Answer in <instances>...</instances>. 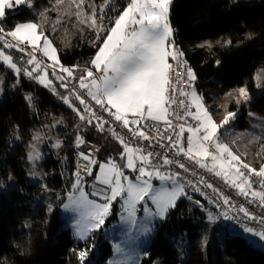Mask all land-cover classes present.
<instances>
[{
    "label": "snow or ice",
    "instance_id": "snow-or-ice-1",
    "mask_svg": "<svg viewBox=\"0 0 264 264\" xmlns=\"http://www.w3.org/2000/svg\"><path fill=\"white\" fill-rule=\"evenodd\" d=\"M110 4L111 0H104L100 7L88 0H52L48 7L38 12V19L15 23L11 30H6L5 20L11 11L23 6L30 14L35 13L39 0H0V62L13 70L16 77L26 75L53 90L56 88L53 80H59V87L68 93L61 99L77 113L79 119L99 133L107 132L108 137L121 146L118 156L109 155L103 160L96 155L101 149L95 145L87 154H78L81 162L77 164L71 191L66 197L68 203L63 204L66 211L75 214L76 238L88 241L91 233L104 228L113 215V205L119 210V221L127 225V236L131 241L148 234L151 231L149 225L154 220L167 219L171 211L177 210L182 198L206 211L209 221L214 222L220 217L236 220L237 217L227 210L216 215L200 199L194 200L192 193H199L217 209L235 207L230 196L224 195L203 177L197 178L195 170L177 159L181 156L237 189L240 195L250 198L251 203L259 202L264 208V165L259 169L252 167L220 141L219 130L234 120L236 113L227 112L224 119L217 123L203 96L196 92V74L191 67H184L187 61L182 59L184 53L177 46L175 30L170 23L172 0H129L105 29L97 21L107 16L104 9L110 10ZM49 13L56 14L55 21L48 19ZM73 17L95 32L93 46L97 48L89 66L78 78L74 76L73 68L60 63L51 33H46L42 24V21L48 20V26L55 30L57 23ZM41 44L43 55L53 61L51 65H42L34 54L40 50ZM5 49L26 54L25 62L33 66L31 70L18 67ZM170 59L177 69L183 68V77L174 70ZM50 69L52 79L48 78ZM57 69L66 76L59 75ZM69 78L76 83L70 86L66 82ZM255 79L259 87L260 75L256 74ZM173 83L177 85L175 89L172 88ZM185 83L188 89L183 87ZM79 89L85 90V94L81 95ZM239 93L247 102V90L241 88ZM85 96L99 108L92 107ZM177 96L188 98L189 106L185 108L184 99L178 100ZM71 97L83 105V109L76 107ZM26 99L32 102L30 96ZM177 103L179 111L173 109ZM189 118L194 123H188ZM148 121L163 122V130L158 125L150 126ZM185 133L189 134L186 138ZM75 142L79 147L85 140L77 134ZM59 146L57 141L56 147ZM156 148L165 151L159 152ZM27 158L35 163L41 159V153L34 147ZM186 174L194 179H189ZM253 176L258 178L256 186ZM85 177L92 179L91 191H86L89 185ZM153 181H157L158 185ZM44 187L47 188L46 185ZM203 188L211 189L213 195L205 193ZM138 213L143 216L139 225ZM239 213L257 224L256 228H242L254 238L249 240L250 245L264 247V215L254 214L243 205L239 206ZM91 247L78 252L80 264H84ZM115 251L124 255L126 260H110L108 264H127L134 259L125 252L121 243L115 244ZM135 259L138 264L139 254Z\"/></svg>",
    "mask_w": 264,
    "mask_h": 264
},
{
    "label": "trees",
    "instance_id": "trees-1",
    "mask_svg": "<svg viewBox=\"0 0 264 264\" xmlns=\"http://www.w3.org/2000/svg\"><path fill=\"white\" fill-rule=\"evenodd\" d=\"M51 2L39 0V5L45 8ZM88 2L97 7L104 4V0ZM128 2L111 0L110 10L104 9L105 29ZM33 19H38V14H30L21 6L6 17V30ZM170 23L177 46L196 74L195 88L214 120L219 123L227 112H235V119L229 122L235 138L248 131L256 134L242 158L259 169L264 165V123L261 129L253 130L258 121L249 113L264 116V81L259 80L257 87L255 79L264 72V0H172ZM50 37L65 67L77 63L88 66L97 51L93 46L95 33L78 36L67 46L62 45L57 33ZM7 53L22 69H29L20 53ZM0 81L5 88L0 99V264H80L78 252L92 245L84 264H107L113 245L103 228L93 232L88 241L75 239L65 227L60 209L75 178L77 134L90 143L103 144L102 160L118 156L121 146L114 139H106V132L99 133L79 119L61 99L68 93L59 87L60 81L53 82V90L26 75L16 77L3 62ZM241 88L247 90V102L240 97ZM29 96L31 103L26 99ZM71 99L83 109L74 97ZM50 130L63 143L46 150L38 179L30 174L25 155L34 135ZM117 211L115 207L114 217ZM207 219L206 213L181 199L177 210L171 211L165 222L157 223L153 240L144 250L147 255L143 254L139 264H264L263 249L251 246L242 234L222 242L216 226Z\"/></svg>",
    "mask_w": 264,
    "mask_h": 264
},
{
    "label": "rangeland",
    "instance_id": "rangeland-1",
    "mask_svg": "<svg viewBox=\"0 0 264 264\" xmlns=\"http://www.w3.org/2000/svg\"><path fill=\"white\" fill-rule=\"evenodd\" d=\"M42 1L43 0H41V2ZM43 9H44V7L39 5V7L37 9V12H35V13L38 14V12L39 11H43ZM27 11H29V10L27 9ZM48 19H50L52 21H55L56 20V14L55 13H49L48 14ZM97 23L102 24L103 27H104V24H103L102 20H98ZM42 24L44 26V30L46 31V33L48 31L52 35L53 34L56 35V33H57L58 38L60 39V41H61L63 46H67V45L71 44L73 42V40L76 37H78V36L80 37L82 35L84 36V35H87L89 33H95L87 24H81L79 21L76 20L75 17L71 18V20H67L66 22L65 21H61V22L57 23L56 26H55V30H52V28L48 26V20L42 21ZM53 46L57 49V47L54 44V42H53ZM42 47H43V45L41 44L40 50L35 52L37 60L40 61L42 63V65H51L53 63V61H51L50 59H48L47 57H45L43 55ZM5 51H6V53L7 52H12V51L18 52L16 50L7 51L6 49H5ZM20 54L23 57V59L27 60L26 54H24V53H20ZM57 55H58V58H59L58 49H57ZM169 62H170V60H169ZM76 65H78V63ZM81 65H79V67L83 66V65L82 66ZM28 66H29V70H31V68L33 67L32 65H28ZM18 67H20V66H18ZM57 72H58L59 75H62V76L66 75L63 72H60L59 69H57ZM259 75H260V82H263L264 81V72L259 73ZM48 78L52 79L51 69L49 70V77ZM54 81L55 80H53V82ZM41 85H43V84H41ZM195 90H196V92L198 94H200V92L196 88H195ZM4 95H5V88H4V83H2V84H0V99L3 98ZM254 118L258 122L255 125H252L253 126V130L261 129L263 127V123H264V116L261 115L260 113H254ZM55 126H57V125H55ZM54 128H55L54 130L56 132L57 128L56 127H54ZM51 132H52L51 130L49 132H47V133L37 132L34 135V138L31 141V143H30V145L28 147L27 153L25 155V161L29 165L30 174L32 176H36L38 179H40L41 176H40V174L37 171H38V168L40 166L39 165L40 161H41L42 157L44 156V153L46 152V150L49 149L50 147L57 149L58 148V147H56L57 141L60 142V145H61V143H63V139L58 137L56 133H54V132L51 133ZM233 133L234 132H233L232 125L229 123L227 125H224L219 130L218 136H219L220 141L222 143H226L232 149V151L235 154H237L235 152V150L239 151L240 152L239 154L241 155V159L245 163H247L246 160H244V158H242V156L246 155L251 148L249 146H246V145H248L252 139L255 140L257 136L255 137L256 134H253V133L248 131V132L243 133V134L240 133L239 136H237L235 138ZM237 139H239V142H238ZM246 141H248V142H246ZM34 147L36 149H38L39 152L41 153V159H39L38 161H35V163L33 161H30L27 158L29 153L33 151ZM239 154H237V155H239ZM208 162L210 163V161H208ZM153 183L158 185L157 181H153ZM87 184L89 185V187L86 188V191H91L92 189H91L90 185L92 184V182L91 183L87 182ZM97 187H99V185H97ZM66 203H68V200L66 201ZM115 207L117 208L116 205H113V211H114ZM117 210H118V208H117ZM118 213H119V210L117 211V216H115V217L113 215L110 216L109 218H111V220L110 221L109 220L106 221V224H105V226L103 228L104 233L106 235V238L113 245V255L108 260V262L110 260H126V257L124 255L118 254L115 251V244L116 243H121L122 247H124V249H125V252L134 257L133 260L127 261V264H137V261L135 259L137 254H139V260H138V264H139L140 261H141V258L143 257L145 248L148 247L150 245V243L152 242V240H153V236H154V233L156 231L157 223L165 222L168 219V217H167V219H164V220H160V219L154 220L149 225L150 228H151V231L148 234L139 236V238L136 239L135 241H131V240H128L127 225H124V224H122V222L119 221ZM113 214H114V212H113ZM60 215H61V217H62V219L64 221L65 227L69 228L73 238L77 239L76 236H75V227H74L75 214L66 211L63 208V206H62L61 209H60ZM112 217H114V218L112 219ZM138 217L139 218H138L137 223L139 225L140 223L143 222V216L138 213ZM207 221L209 223H211L212 225L216 226V229L218 231V237H219V239L222 242L228 236H232V235H235V234H242L248 240L254 239L253 237H250L249 234L243 232L242 229H239V228L231 225L230 223L216 222V221L212 222V221H209V219H207ZM167 238H169V237L167 236ZM78 240H80V239H78ZM257 247H259V248L264 250V247H261V246H257ZM108 262H107V264H108Z\"/></svg>",
    "mask_w": 264,
    "mask_h": 264
},
{
    "label": "built area",
    "instance_id": "built-area-1",
    "mask_svg": "<svg viewBox=\"0 0 264 264\" xmlns=\"http://www.w3.org/2000/svg\"><path fill=\"white\" fill-rule=\"evenodd\" d=\"M8 39H11L10 37ZM179 47V46H178ZM181 50L182 48L179 47ZM7 51H12V50H15V49H6ZM29 51H31L32 49L29 47L28 49ZM183 51V50H182ZM184 53V51H183ZM35 54V53H34ZM183 60L187 61V64L184 65V67H190V64H189V61L187 60L185 54L182 58ZM169 63H172L173 66H174V70L175 71H178L179 72V75L181 77L184 76V71H183V68H180V69H177L176 68V65H175V62L172 61L170 59V62ZM66 76V75H64ZM75 76V75H74ZM76 77V76H75ZM67 83H69V85H74L76 82L72 79H67L66 80ZM177 87V85L175 83L172 84V88L175 89ZM183 87L185 89H188V85L187 83H185L183 85ZM79 92L81 95H84L85 94V90L83 89H79ZM85 99L87 100V102L94 108H99V106L95 105V102L92 101L89 97H86L85 96ZM177 99H184V107L187 108L189 106V99L188 98H184V97H179L177 96ZM84 106L82 105V108ZM173 109L174 110H177L179 111L180 109V105L179 103H177L176 105H173ZM106 115V114H105ZM107 118V116H106ZM184 121H174V123H183ZM149 125L152 126V125H158L161 127V129L163 130V122H152V121H148ZM188 123H194L193 121H191V119L189 118L188 120ZM118 132L121 131V129L119 127H117L116 129ZM166 134H171V133H166ZM187 133H185L186 135ZM106 137H108V134L106 132ZM109 139H112L110 137H108ZM145 144H147V142H144ZM92 145H95L97 148H100L101 151L100 153H97L96 155L99 156L103 150V144L101 143H90L88 141H85L84 144L80 145L79 147L76 146V149L78 150V152L76 153V156H75V165H76V169H77V164L78 162H81V158L80 156L78 155L80 152H85L86 154L88 153L90 147ZM156 151H159V152H164L165 149H162V148H156L155 149ZM169 156H172V153H168ZM177 159H179L181 162H184L186 164H188L189 167H191L193 170H195L198 174L197 178L199 177H203L207 182L209 183H212L215 187H218L223 193L224 195L226 196H230L231 197V202L232 204L235 206V207H232L230 209L227 208V206H225V209H217L215 208L212 204H209L207 203V201L204 199V197L200 196L199 193H192L193 197H194V200L195 199H200L202 201V203L205 204L206 208L210 209L214 214L216 215H219V213L221 211H224V210H227L229 211V214L230 215H234L237 217L236 220H224L222 217H220L219 219L215 220L216 222H226V223H230L231 225L239 228V229H242L243 226H251L253 228H256L257 227V224L256 222L254 221H251V220H248L247 218H245L243 216V213H239L238 214V208L239 206L243 205L245 208H247L250 212L254 213V214H257V215H264V208H262L259 204V202H255V203H251L250 202V198H246L242 195H240L238 193V190L229 186V185H226L222 179H220L219 177H216L213 173L211 172H208L206 171L205 169H200L198 168L195 163H189L185 160V158L183 156L181 157H177ZM171 170H179V171H182L180 169H171ZM243 170V169H242ZM188 175V174H186ZM188 178L189 179H194L193 177H191L190 175H188ZM258 178H256L255 176H253V181H254V186L255 185V181L257 180ZM85 180L86 182H92V179L90 177H85ZM205 193H207L208 195L212 196L213 193L211 192V189H207V188H203L202 189ZM189 191H191V189H189ZM186 201L190 202L192 205H194L196 208H198L200 211L204 212L207 214L206 211L202 210L201 208H199L194 202L192 201H189L187 199H185Z\"/></svg>",
    "mask_w": 264,
    "mask_h": 264
},
{
    "label": "crops",
    "instance_id": "crops-1",
    "mask_svg": "<svg viewBox=\"0 0 264 264\" xmlns=\"http://www.w3.org/2000/svg\"><path fill=\"white\" fill-rule=\"evenodd\" d=\"M82 63H78V65H75V66H79L81 65ZM83 65V64H82ZM81 65V66H82ZM89 66V65H88ZM88 66H82V67H72L73 68V72H74V75L78 78L81 74H82V71L87 68ZM79 72V73H78ZM188 136V133L185 135V138Z\"/></svg>",
    "mask_w": 264,
    "mask_h": 264
}]
</instances>
